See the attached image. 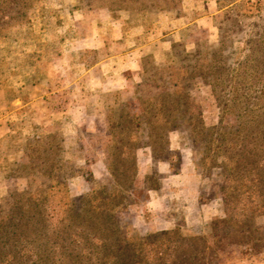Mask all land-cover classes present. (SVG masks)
Returning <instances> with one entry per match:
<instances>
[{"label":"rangeland","instance_id":"374dc122","mask_svg":"<svg viewBox=\"0 0 264 264\" xmlns=\"http://www.w3.org/2000/svg\"><path fill=\"white\" fill-rule=\"evenodd\" d=\"M0 264H264V0H0Z\"/></svg>","mask_w":264,"mask_h":264},{"label":"crops","instance_id":"0c3cea01","mask_svg":"<svg viewBox=\"0 0 264 264\" xmlns=\"http://www.w3.org/2000/svg\"><path fill=\"white\" fill-rule=\"evenodd\" d=\"M195 21H196L197 23H200V22H203V21H204V18H201V19L199 18V19H196Z\"/></svg>","mask_w":264,"mask_h":264}]
</instances>
